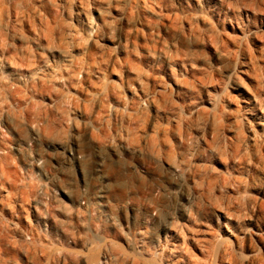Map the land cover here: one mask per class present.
Instances as JSON below:
<instances>
[{
	"label": "clouds",
	"instance_id": "1",
	"mask_svg": "<svg viewBox=\"0 0 264 264\" xmlns=\"http://www.w3.org/2000/svg\"><path fill=\"white\" fill-rule=\"evenodd\" d=\"M0 264H264V0H0Z\"/></svg>",
	"mask_w": 264,
	"mask_h": 264
},
{
	"label": "rangeland",
	"instance_id": "2",
	"mask_svg": "<svg viewBox=\"0 0 264 264\" xmlns=\"http://www.w3.org/2000/svg\"><path fill=\"white\" fill-rule=\"evenodd\" d=\"M108 43L111 45V42H110V41H109ZM254 46H257V47H259L260 45L256 44V45H254Z\"/></svg>",
	"mask_w": 264,
	"mask_h": 264
}]
</instances>
